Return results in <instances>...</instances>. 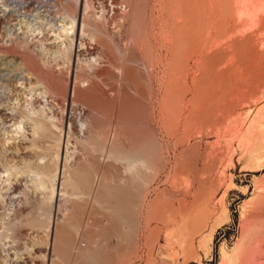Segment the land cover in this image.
<instances>
[{
    "label": "rangeland",
    "instance_id": "374dc122",
    "mask_svg": "<svg viewBox=\"0 0 264 264\" xmlns=\"http://www.w3.org/2000/svg\"><path fill=\"white\" fill-rule=\"evenodd\" d=\"M168 2L91 0L84 14L83 0L79 20L101 17L99 32L87 29L83 47L66 53L50 21L28 49L32 67L0 43V264H264V66L245 55L241 34L223 39L220 57L239 55L244 74L229 70L207 94L167 97ZM157 4L160 88L133 36ZM38 12L14 17L15 34L50 19ZM182 32L176 64L191 45ZM179 97L205 109L188 138L173 134L183 131L176 105L168 118Z\"/></svg>",
    "mask_w": 264,
    "mask_h": 264
},
{
    "label": "bare ground",
    "instance_id": "6f19581e",
    "mask_svg": "<svg viewBox=\"0 0 264 264\" xmlns=\"http://www.w3.org/2000/svg\"><path fill=\"white\" fill-rule=\"evenodd\" d=\"M82 3L83 0H0V33H5L6 36V39L3 38L0 43L3 44L8 51L18 54L23 64L32 67L35 57H33L28 49L30 45L34 44V37L40 35L39 38H41L45 26L48 24L50 26V21H52L53 26H51L58 29L59 32V34H56L55 40H57V43H60L59 47H61L64 52L67 53V51L76 50L77 44L83 47L81 41L85 36L86 30L93 29L98 31L95 29L94 24L95 21L97 22L101 17L93 16L95 17L94 21L90 20L91 18L89 19L85 15L82 20H79L78 11ZM167 5L170 7V11L169 17L165 21V26L171 43L170 62L167 61L163 66V58L160 52V44L163 36L162 24H164L162 22L165 20H163L162 16L160 20L159 13L162 11V6L160 4L153 7L152 13L149 15V22L143 24L141 36H139V32L136 29L133 31V36L136 40L138 38L141 44V52L139 51L143 59L141 62L144 64V69H146L149 79L154 84H157V88H160L158 86L161 85V81L160 85L158 84L160 69L162 66L163 68L166 67L165 69L169 80L165 86L167 97L175 95L174 93L178 91H182V93L189 92L193 95L200 92L207 94L208 92L216 90L217 87H221L222 81L229 70L234 69L237 75L239 74L242 76L244 74L249 66L243 68L239 55L234 54L227 62H224V59L220 57L224 51L220 48L223 39H236V37L241 34L242 36H240L238 42L240 44L246 42L249 44V50L245 55H252L255 58L257 66H264V57L256 53L259 46H264V0H169ZM92 7L91 0H84V14L86 11L92 9ZM34 10L39 11L38 15L40 16V14H42V18L50 17V19L36 22L39 23L36 28H32L34 25H31L27 32L30 33L29 35L26 34L20 37L19 34H15V30L10 26L11 20L14 17L25 18L27 12ZM173 15L178 17L176 18V22L172 19ZM66 19H68L66 22L68 24H64V20ZM58 20H61L60 25L56 23ZM137 20L138 19L134 17L132 22L135 24ZM79 28L81 30V38H78ZM181 31L187 34L185 40L190 42L191 45H186L182 48L181 54H184L185 58L180 64H176L173 63L172 60L179 55V48L176 47V42L179 41V34ZM253 34L256 36H253ZM37 41L42 43L40 40ZM207 47L218 48L219 51L208 53ZM193 58L194 61L190 64L189 60ZM251 63H254V61ZM35 64L37 63L35 62ZM35 68L37 67L35 66ZM175 73L177 74L175 75ZM178 75L181 80H179L180 78H176ZM189 77H191L190 84L187 83ZM47 79L51 85H55L51 78L47 77ZM55 86H57V84ZM85 95L89 102H91L93 97L90 93L83 94L81 91L78 92L79 97ZM185 95L186 94H184V96ZM181 98H175L170 103L167 102L169 110L168 118L172 120L176 118H174V107L176 105V109L179 113L178 116L183 121V131L179 133L180 131L178 132L174 129L173 134L178 135L177 137L188 138L189 133H191L189 132V127H191L190 125L192 124L190 120L197 115L199 116L205 109L203 104L196 106L194 100L188 102L189 108H185L183 105L185 100ZM195 98H197V96ZM44 103H47V101L44 100ZM49 120H51V118ZM198 121H196V123H198ZM79 123V129L81 131L88 129L87 123L84 124V122L81 123L80 121ZM198 127V134H195L200 135L204 126ZM39 184L40 186H44L42 181H40Z\"/></svg>",
    "mask_w": 264,
    "mask_h": 264
}]
</instances>
